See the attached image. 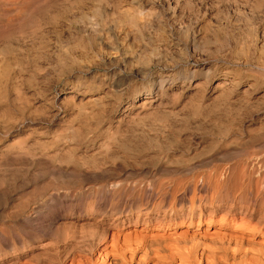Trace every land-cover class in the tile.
Segmentation results:
<instances>
[{
    "label": "rangeland",
    "instance_id": "374dc122",
    "mask_svg": "<svg viewBox=\"0 0 264 264\" xmlns=\"http://www.w3.org/2000/svg\"><path fill=\"white\" fill-rule=\"evenodd\" d=\"M174 1L179 2L180 10L178 11L183 13L176 21L178 20L184 25L195 26V31L220 30L226 36L229 35L227 37L229 41H226L219 50L211 49L214 53L204 54L200 57L204 62L212 63L214 67L211 71L212 79L206 86L207 94L216 81L238 75L234 79L235 82H238L236 88L238 100L241 98V92L247 87L246 85L253 82L250 74L258 73V75L261 74V80L253 90V97L247 107L242 106L243 109L242 107L238 109L237 106L236 110H233L235 113L230 114L231 118L220 120L223 125H227L229 122L227 126L225 125L226 127L222 125L223 130L221 131L212 128L196 130L192 126L181 127L174 117L172 119L167 117V121L164 119L165 128L157 130L153 134L155 136L151 137V139L156 138L158 144L125 148L119 142H115L107 154H101L97 147L104 141L107 129L115 123L116 115L121 114L127 107V94L133 87L138 91L149 90L152 84H157L159 81L157 75L161 72H163V80L167 84L177 81L179 83L181 80L178 78L182 71L186 67H192L193 63L198 60L184 55L180 50L182 46L179 45L176 37L167 33L166 28L169 29L174 22L173 20L169 21L168 15L171 14V10L168 9V3L174 4ZM59 5L57 12L54 10L55 14L52 17L40 19L39 32L34 34L35 36L32 35L33 37H29L30 39L27 38L19 42L15 41L9 47L0 49V52L3 50L0 53V62H5L11 72L8 84L13 81L18 82L28 97L30 99L33 97L36 106L42 104V107L48 108L42 114L18 115L17 121L15 120L16 122L11 124H6L5 120L0 117V156L2 157L13 143L23 139H25L24 149L32 150L34 148L32 150L34 154L37 156L47 155V160L55 155L68 154L71 156L68 163H54L57 168H64L68 171L62 177L63 184L84 183L89 189L86 188V192H84L86 189H83L81 194L84 195L90 191L87 198L84 197L83 200L79 199L78 201L68 199L65 201L67 196H64L61 189L52 192L61 195L57 201L52 203L50 212L46 215L52 221H57L64 231L63 235L57 238L47 235L31 237V234L26 230L20 232L17 222H13L8 215L12 205L16 204L28 192L30 193L34 186H43L50 179L56 181L61 178L60 176L30 177L28 182H19L15 187L5 190V193L0 192V264H13L16 260H29L35 263L39 261V264H62L76 255L75 258L88 257L87 259L95 262L101 259L99 252L102 245L105 242L110 244L112 233L116 232L122 238L125 234L130 235L131 233L130 236L135 237V235L149 232L142 231L144 226L141 222L138 225L132 222L121 226L120 221L126 218L123 216L115 219L116 211L130 215L132 221L135 220L139 211H142L140 216L144 212L151 216L153 214L162 215L163 212H169V208L179 207L187 202L186 198L192 195L188 187H185L187 182H196L201 178L205 182L207 181L209 186L213 184L210 187L213 193L210 191L208 196L213 194L212 196L221 197L227 192L233 193L232 195L235 193L244 194L249 189V180L261 179L264 176V161L257 167L249 165L256 158L260 157L261 160H264V140L257 148L247 145L246 141L250 131L257 132L264 128V0H62ZM259 7L261 8L259 9ZM114 9L119 12L130 9L142 13L141 15L145 16L142 18H148L147 20L151 21L150 24L152 23L151 32H154L155 29H160V31L162 29V32H166L163 34L164 37L154 44L163 50L165 55L167 54V66L151 68V75L142 71L135 74L128 71H117L115 74L119 80H115L116 84L114 87L112 86L113 89H109L99 105H94L90 103L88 96L103 97L104 92L99 94L104 88L103 83L105 85L110 82L103 77L98 58L106 52H103L100 43L104 38L103 35L107 37V35L113 34V27L121 22V19L117 18L119 21L115 19L116 16L112 12ZM94 32L97 35H94ZM149 40L147 36H143L136 45L130 46L129 55L134 56L133 64L135 66H139V64L148 66V63L144 61V55H140V52L150 46ZM241 49H244L245 53H240ZM150 80L153 81L149 83ZM195 82H199V79L195 78L193 83ZM79 83L88 86L87 91H89L85 95H79L83 97L79 107L84 109L79 117H77L76 108L61 105V98L52 107L44 100L50 99L56 93L60 94L62 89H69L76 85L81 86ZM194 98H196L195 89L189 91L184 95V98L179 100L164 101V108L171 116H174L172 113H178L184 103ZM79 100L76 101L77 105ZM134 105V107L137 106V104ZM53 115L56 116L52 117ZM64 124H72L73 130L77 127L75 131H80L81 135L55 138L59 126ZM173 128L176 130L178 128L175 131L177 134L174 133ZM161 131H165V133ZM53 138H55V142H51ZM39 142L47 144L44 150L35 146ZM91 158L98 161L104 175L101 173L79 175V178L75 170L81 169L79 164L82 160L87 162ZM226 166L232 167V178L222 187V184H217V177L218 173ZM240 167L243 169H239ZM235 169L241 170L239 171L241 175L237 176L238 172ZM35 171V168H29L30 174ZM104 172L109 173L108 176ZM244 172L246 177L243 175ZM71 173H75L76 177ZM105 177L106 180L113 177L112 179L116 183L125 186L124 191L119 195L103 198ZM239 177L243 179L240 180ZM213 178L216 179L215 183ZM235 186H238V191H234ZM245 187L248 189L246 190ZM183 191L185 194L182 193ZM171 195H174L173 198ZM149 196L152 199L149 200ZM2 197L4 198L2 199ZM260 210L254 215L252 225L249 226L253 227L254 223L257 226L264 224V218H260V216H264V211ZM223 211L222 208L217 214L219 224ZM102 213L104 214L102 215ZM239 220L237 215L236 218L230 219V223L227 225L211 226L208 233H212L214 230L220 233H233L234 231L236 233L243 227ZM237 223H240L239 226ZM259 227L262 229L261 225ZM187 229V226L180 227L175 236L184 234ZM154 232L164 233L163 229H156L152 233ZM188 234L191 233L188 232ZM165 235L168 236V234Z\"/></svg>",
    "mask_w": 264,
    "mask_h": 264
},
{
    "label": "bare ground",
    "instance_id": "6f19581e",
    "mask_svg": "<svg viewBox=\"0 0 264 264\" xmlns=\"http://www.w3.org/2000/svg\"><path fill=\"white\" fill-rule=\"evenodd\" d=\"M61 1L62 0H0V49L9 47V45L15 43V41L19 42L27 38L30 39L29 37L32 35L35 36L34 34L39 32L40 19L44 17H52L53 14H55L53 13L54 10L57 12L58 7L60 6L59 2ZM260 2L262 3V1ZM179 6L180 4L178 1H174V4L168 3V9L171 10V14L168 15L169 21L173 20L174 22L169 29L166 28V30H168L167 33L176 37L179 45L182 46L180 50L184 53V55H188L191 58H197L198 60L193 63L192 67H186L180 75L178 74L180 76L178 79L181 80L179 83L177 81L176 83L170 82V84H167L163 80V72H161V74L157 75L159 81H157V84H152L149 90L138 91V89L133 87V89H131V91L127 94V107L121 114L116 115L115 123L110 125L105 134L104 141H102V143L97 147V150H100L101 154H107L108 151L112 149L111 146L115 142H119L125 148L128 146L140 147L146 144H158L156 138L151 139V137L155 136L153 134L156 133L157 130L159 131L160 129L165 128L166 125L164 119L167 117L171 119L174 117V120L178 121V125L181 127L192 126L196 130L212 128L221 131L223 130L222 127L226 124H221L220 120H226V118L229 117L231 118L230 114L234 112L233 110H236L235 108L237 106L238 109L242 106L247 107L248 102H250L251 97H253V90L256 84H258L261 80V74L258 75V73L252 75L250 74L253 82L252 84L249 83L246 85L247 87L241 92V98L238 100V95L236 94L238 82H235L234 80L238 75H235L236 77L233 75V78H225L216 81L207 94L206 86L212 79L211 71L214 67L212 63L204 62L200 59V57L204 54L214 53V51L219 50L226 43V41H229L227 38L229 35L227 34L226 36L220 30L195 31V26L184 25L180 21H176V19L183 14L181 11H178L180 10L178 8ZM260 8L261 7H259V9ZM112 12L116 16L115 19H121V22H116V26L113 27V34L107 35V37L103 35L104 38L100 41L103 48L101 49L103 52H106L98 58L99 64L102 67V75L107 81L110 80V82H107L105 85L103 83L104 88L99 93L101 94L104 92L103 97H98V95L94 98L88 96L91 101L90 103L94 105H99V102H102L104 96H106L109 92V89H113L112 86L114 87L116 84L115 80H119L118 76L115 74L117 71H128L129 73L134 74L142 71L143 73L150 74L152 70L151 68L155 69L164 66L166 67L168 61L166 57L167 54L165 55L163 50L154 44L164 37L163 34L165 31L162 32V29L160 31V29L157 28L158 30L155 29L154 32H151V21L149 22L147 20L148 18H142L144 15H141L142 13L140 14L134 10L129 9L119 12V10L114 9ZM94 35L97 34L95 33ZM143 36H147V38L150 39V46L146 45L147 47H145L144 45V50L140 52V55H144V61L148 63V66L146 67L141 66V64H139V66H135L133 64L134 56L129 55V49H131L130 46L136 45ZM211 49L214 51H211ZM243 50L241 49L240 53H245ZM1 52H3V50ZM9 73L11 72H9L6 63L0 62V117L5 120L6 124L15 123L17 121V117L19 118L18 115L22 116L26 113L42 114L48 110L47 107H42V104L36 106L35 101H33V97L30 99L26 91H23L18 82L11 80L13 82L8 84V81H10ZM195 78H198L199 82L193 83ZM152 81L153 80H150L149 83ZM79 84L81 86L76 85L77 87L72 86L69 89H62L60 94L56 93V95L51 96L50 99L44 100H46V103L52 107V105L56 104V101L61 98V105L64 107L69 106L74 109L76 108V114H78L77 117H79L81 116V113L84 112V109L79 107V103L83 99V97H80L79 95H85V93L89 92L87 91L88 86H83L81 83ZM192 84H194V86H192ZM82 88L85 90H81ZM193 89L196 91V98L190 99L188 102L184 103L178 113H172L174 116H171V114H169L164 108V101H174L184 98V95ZM78 99L80 100L77 105L76 101ZM236 100L238 101V105L236 104ZM134 104H137V106L134 107ZM55 116L56 115H53L52 117ZM228 124L229 122H227V125ZM173 129L174 133L178 130V128L177 130L176 128ZM75 130H77V127ZM75 130H73L72 124H64L59 126V130L57 131L55 138H61L64 136L76 137L77 135H81V133H79L80 131L78 132ZM165 131L161 132L165 133ZM55 138H53L51 142H55ZM262 140H264V128L259 129L257 132L250 131L246 141L247 145L257 148L262 144ZM46 145V143L42 142L35 144V146L41 150H44ZM24 147L25 139L20 140L17 143H13L6 153H4L2 157L0 156V192H4L5 190H9L11 187H15L19 182H28L30 177L38 178L39 176L58 175L61 178L56 181L50 179L49 182L43 186H34L30 193L28 192L29 194L27 193L23 196V198L19 199L16 204L12 205L10 213L8 212V216L13 220V222H17V225L20 227V232L26 230L31 234V237L38 235H47L56 238L60 237L64 232L61 226L57 223V221H52L48 216H46L50 212L52 203L57 201L61 196L52 192L61 189L64 196H67L65 197V201L67 199L70 201H78L79 199L83 200L84 197L87 198V194L90 190L84 195L81 194V192H83V189H89V187H86L84 183L80 182L76 185L63 184L62 177L67 174L68 171L64 168H57L54 166V163H68L71 159L70 155L59 154L51 158L49 157L50 160H47L48 157L46 154V156H43L44 154H42L41 156L38 155V157L32 151L34 148L31 150L24 149ZM263 161L264 160H261L259 157L253 160L249 165L251 167H257L259 164L261 165ZM97 162L98 161L93 158L89 159L87 162L82 160L79 164L81 169L79 168L75 171L78 176L90 174L95 175L98 173L104 175L102 173L103 169L100 168V164ZM28 165L30 166L27 167ZM241 167L239 169H243ZM29 168H35V173L30 174ZM231 168L230 166H226L220 171V173H218V182L216 181L217 184H222L223 187V185L230 178H232L231 171H233V169L231 170ZM239 171H237V176L241 175ZM108 174L106 175L108 176ZM244 174L246 175L245 172L243 175ZM260 174L257 173V175ZM72 175H75V173ZM245 175L244 177H246ZM74 177H76V175ZM112 178L107 179V181L105 177L106 182L102 193V196L105 199L108 196L111 197L119 195L124 191L125 186L119 184L118 182L116 183V181ZM215 180L216 179H214V183ZM232 182H230V184H232ZM239 184L238 186L241 185ZM212 185L213 184L209 186L207 181L205 182L201 178L196 182H187L185 187H188V190L192 192V195L189 198H186L188 199L187 202L181 204L179 207L169 208V212H163L162 215L153 214L151 216L144 212L142 216H140L142 211H139L135 220L132 221V217H130V215H124L122 212L116 211L117 216H115V219L123 216L126 218L124 219L125 222L124 220L120 221L121 226L125 224L128 225L132 222L133 224L135 223L138 225V223L141 222L144 226L142 231L149 232L142 233L138 236L135 235V237L130 236L131 233L129 232L130 235L125 234L122 238H120L121 236L119 237L120 234L118 235L116 232V234L112 233L113 235H110V244L105 242L102 245L99 252V255H101L100 260L92 262L87 259L88 257L75 258L77 256L76 255L75 257L73 256L74 258H70L66 263L62 264H264V224H259V226H262V229L261 227L255 225V223L253 224V227L249 226L252 225L254 215L259 212L260 209H263L264 211V176L261 179L256 178L249 180V189L245 187L246 190H248H245L246 193L244 192V194L235 193V195H232V192V194L227 192L224 195H221V192H219L221 197L212 196L213 194L208 196L207 194H209L210 191L212 192V188H210ZM237 187L234 191L237 190ZM86 191L87 189L84 192ZM182 193H184V191ZM3 198L4 197H2V199ZM150 198L151 197L149 196L148 199L150 200ZM143 199L145 200V198ZM222 208L224 210L221 215L223 220L221 219L219 224L217 214L222 210ZM101 210L102 209L100 208V211ZM103 214L104 213H102V215ZM237 215L240 219L239 221L243 224V227H241L242 229L239 228L240 230L236 231V233L235 231L233 233H220L217 230V232L214 230L215 232L213 231L212 233H208V229L211 226L216 224L219 226L221 224L227 225L230 223V219L232 220L236 218ZM262 217L264 218V216H260V218ZM236 222L234 223L235 225ZM239 224L237 223L238 226ZM182 226H187L189 230L187 229V232L184 234H179L178 237L175 236L177 234V229ZM156 229H163L164 233H152L153 231H156ZM188 232L191 234H188ZM165 234H168V236ZM38 262L35 263L29 260H16L13 264H39Z\"/></svg>",
    "mask_w": 264,
    "mask_h": 264
}]
</instances>
